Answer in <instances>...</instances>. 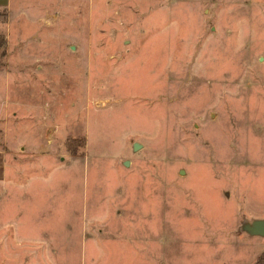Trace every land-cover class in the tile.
Segmentation results:
<instances>
[{"label": "rangeland", "instance_id": "rangeland-1", "mask_svg": "<svg viewBox=\"0 0 264 264\" xmlns=\"http://www.w3.org/2000/svg\"><path fill=\"white\" fill-rule=\"evenodd\" d=\"M2 1L0 264H264V0Z\"/></svg>", "mask_w": 264, "mask_h": 264}, {"label": "water", "instance_id": "water-1", "mask_svg": "<svg viewBox=\"0 0 264 264\" xmlns=\"http://www.w3.org/2000/svg\"><path fill=\"white\" fill-rule=\"evenodd\" d=\"M134 148L136 149L137 147L135 146ZM253 226L252 233L264 234V222H255Z\"/></svg>", "mask_w": 264, "mask_h": 264}, {"label": "crops", "instance_id": "crops-1", "mask_svg": "<svg viewBox=\"0 0 264 264\" xmlns=\"http://www.w3.org/2000/svg\"><path fill=\"white\" fill-rule=\"evenodd\" d=\"M5 1L0 2V5H3Z\"/></svg>", "mask_w": 264, "mask_h": 264}]
</instances>
